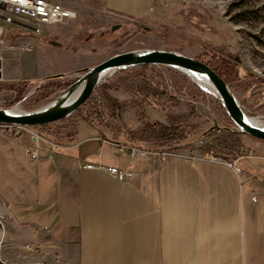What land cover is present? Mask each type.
Here are the masks:
<instances>
[{
  "label": "crops",
  "instance_id": "0c3cea01",
  "mask_svg": "<svg viewBox=\"0 0 264 264\" xmlns=\"http://www.w3.org/2000/svg\"><path fill=\"white\" fill-rule=\"evenodd\" d=\"M84 1L126 21L142 18L159 4ZM133 110L121 109V118L138 127ZM166 113L145 110L148 119L160 122ZM78 126L82 136L63 138L55 149L42 135L24 131L28 141L19 142L40 149L36 160L23 148L0 156L3 263L264 264V141L250 144L252 169L239 166L242 158L227 162L175 155L185 154L186 147L149 152L134 161L132 179L118 181L107 170L83 165L125 169L127 155L98 138L86 122Z\"/></svg>",
  "mask_w": 264,
  "mask_h": 264
},
{
  "label": "rangeland",
  "instance_id": "374dc122",
  "mask_svg": "<svg viewBox=\"0 0 264 264\" xmlns=\"http://www.w3.org/2000/svg\"><path fill=\"white\" fill-rule=\"evenodd\" d=\"M63 1L74 10L75 16L47 26L40 35L18 31L11 25L2 26L4 23L0 20V56L4 66L3 69L1 67L0 107L31 111L45 106L87 67L114 53L136 48L170 49L196 58L199 55L209 58L218 56L227 61L230 69L225 68L224 75H221L216 64L213 68L229 83L234 93V88L242 89L239 86L240 79L247 82L250 92L261 83L264 88V0H159V4L149 14L136 21L110 18L97 12L84 0ZM23 43L30 44L31 49L18 50ZM9 46L16 48L9 50ZM149 66L147 69L132 68L126 72L120 70L106 76L92 95L98 101L104 95L116 97L120 100L121 109L133 110L134 103L123 88L135 83L145 92L152 93L154 88L144 82L140 75L156 72L177 96V99L172 100L170 110L161 116V119H165L164 123L180 124L194 133H200L208 127L230 128L240 142L239 147H234L235 150L230 151L223 144L230 146L232 143L222 129L203 139L225 161L233 162L242 158L239 166L244 168L247 165L252 169V158L247 157H252L250 144L257 140L235 132L236 126L226 114L220 100L182 71L167 66ZM48 72L58 77L57 83L54 89L50 88L52 92L41 94L37 87L51 78L47 76ZM18 81L28 82L21 88L7 86ZM19 89L24 91L21 93ZM262 91L264 93V89ZM240 96L236 97L247 115L264 118V102L255 106L247 95ZM92 104H88L83 111L91 110ZM83 105L70 117L78 113ZM145 110L146 108L143 114ZM81 117L80 114L76 115L71 123L81 120ZM64 124L58 121L49 126L59 132ZM3 127L0 126V156L8 153L9 148L12 152L22 150V143L19 141L27 143L28 138L24 133L27 129H31L37 136L41 135L36 131L37 127H24L20 136L7 131L8 134L5 132L7 128ZM125 130L145 147L156 145L164 139L162 129L154 130L150 124L144 127L128 124L125 125ZM83 132L82 129L79 130L78 135L82 136ZM198 144L187 147L188 150L182 153L187 154L193 149H200L202 152ZM123 152L130 161L128 153ZM139 159L132 160V166ZM262 173L261 176L264 177ZM0 221V232L3 233L6 229V217L1 209ZM3 244L1 237L0 247Z\"/></svg>",
  "mask_w": 264,
  "mask_h": 264
},
{
  "label": "trees",
  "instance_id": "16d2710c",
  "mask_svg": "<svg viewBox=\"0 0 264 264\" xmlns=\"http://www.w3.org/2000/svg\"><path fill=\"white\" fill-rule=\"evenodd\" d=\"M197 58L204 61L205 63H208L212 67H215L214 64H216V69H218L221 75H224L223 72L225 68L230 69L228 68L229 66L227 61L221 60L218 56L209 58L206 57V55H199L197 56ZM149 67V65H138L122 70V72L129 71L132 68L147 69ZM140 76V78L144 82L154 88V91L152 93L145 92L139 84L135 83H133L129 87L123 88V91L130 98L131 102L134 103L133 108L135 115L139 121V126L144 127L150 124L154 130L162 129L164 139L158 144L151 147H145L142 142L140 143L136 138L129 135V133L125 130V125L121 118L120 100L116 97H108L106 95H104L100 101L96 99L95 95H92L89 100L84 103L83 108L79 110V112L76 113L72 118H64L60 121L65 124L64 126H62L59 132L53 130L49 125L37 127L36 131L40 133L45 139L56 144H61L63 138H67L68 136L73 135L75 136L80 130V127L78 126L79 121H84L90 127H92L93 133L102 140H106L115 144H128L132 147L140 148L148 152L162 154L163 152H173L182 148L189 147L197 143L200 139L209 137L212 134L216 133L218 129H222L226 132L227 137L230 138L232 143L230 146H228V144L226 143H223L225 147L228 148V150L232 151L235 150L234 147L240 146L237 135L235 133H232L230 128L208 127L207 129L200 131V133H194L190 129H187L180 124H170L160 121L150 122L145 114H143V110L145 108L167 112L171 108L172 100L177 99V96L175 93H172L169 90L167 86L168 84L166 85V83L158 73L150 71L148 74L143 73ZM57 78V76H53L49 78L45 84L39 85L37 87L38 92H41V94H49L50 92H52L50 91V88L54 89L57 83ZM238 81L239 86H241L242 89L238 90L237 88H234L237 97H241V94L247 95L248 98H250V100L254 102L255 106H258L264 102V93L262 91V89L264 88L262 83L259 84L258 87H254L253 91L250 92L245 80L240 79ZM26 82L28 81L12 82L7 86L10 88H21L26 85ZM19 90L21 91V93L24 91L23 89ZM254 92L257 93L254 94ZM91 103H93L92 109L83 111V109H87L86 106ZM79 114L82 116V119L75 123H71V121H73V118L76 115L78 116ZM20 135L21 133H19L18 136ZM256 140L261 141L258 139ZM203 148L205 149V151L211 150V146L208 144H206ZM235 152H237V150ZM0 264H3L1 260Z\"/></svg>",
  "mask_w": 264,
  "mask_h": 264
},
{
  "label": "water",
  "instance_id": "95a60500",
  "mask_svg": "<svg viewBox=\"0 0 264 264\" xmlns=\"http://www.w3.org/2000/svg\"><path fill=\"white\" fill-rule=\"evenodd\" d=\"M138 65L167 66L184 73L192 72L205 76L211 82L226 114L236 126L235 132L264 141V128L252 125L246 120V113L231 86L213 67L196 57L164 48H136L114 53L101 62L87 67L45 106L31 111L0 107V125L42 127L61 121L77 112L104 82L101 79L104 72L111 70L113 74ZM79 86L82 87L77 90Z\"/></svg>",
  "mask_w": 264,
  "mask_h": 264
},
{
  "label": "built area",
  "instance_id": "2783aa9c",
  "mask_svg": "<svg viewBox=\"0 0 264 264\" xmlns=\"http://www.w3.org/2000/svg\"><path fill=\"white\" fill-rule=\"evenodd\" d=\"M75 16V12L71 9L67 3L63 0H0V20L4 23L2 26L11 25L15 27L16 30L21 32L32 33L35 35H40L43 32V29L47 26L54 25L60 22H64ZM1 28V25H0ZM1 33V30H0ZM16 47L9 46L7 49L14 50ZM31 49L30 44L23 43L19 45L18 50L20 51H29ZM1 60V56H0ZM4 126V129L8 131L10 134L19 135L21 129H25L24 127H15V126ZM18 130V132H16ZM31 133L32 136L38 138V136L31 131V129H27ZM34 133V134H33ZM46 143L50 146L51 149L57 148L58 145L49 140H45ZM197 143H199L198 147L200 149L190 150L187 154L176 153L177 156L187 157L189 159H209L212 161L224 160L223 158L217 156L212 150L205 151L203 148L207 143L204 139H200ZM118 150L120 152H127L130 157L129 164L125 169H120L114 166L105 167L102 165H94L92 163H85L83 167L92 168L98 167L104 170H107L113 177H115L118 181H125L132 179L135 176V172L132 169L131 161L134 159H139L146 154L148 151H145L140 148L132 147L128 144H116ZM25 155L31 159L36 160L40 157V149L31 145H26L24 148ZM164 153V152H163ZM168 155V154H167ZM51 157V156H50ZM230 164V163H229ZM264 176V171L262 173ZM2 225V222L0 221ZM2 233L0 232V244H1ZM37 245H26L28 249H34ZM3 263V261H2ZM7 264V263H3ZM19 264V263H16ZM23 264H45L42 261H34V262H26Z\"/></svg>",
  "mask_w": 264,
  "mask_h": 264
},
{
  "label": "bare ground",
  "instance_id": "6f19581e",
  "mask_svg": "<svg viewBox=\"0 0 264 264\" xmlns=\"http://www.w3.org/2000/svg\"><path fill=\"white\" fill-rule=\"evenodd\" d=\"M110 74H111V70L104 72L102 74V78L101 79H104L106 76H108ZM186 74H188L189 77L193 81H195L197 84H199V86H202L205 90L209 91L210 94L217 96V93L215 92V90H214L211 82L208 80V78H206L203 75L192 73V72H186ZM81 87L82 86H79L77 90H79ZM13 109H15V108H13ZM245 115H246V120L250 124L264 128V118L263 119H259L258 117H253V116L250 117L247 114H245ZM257 116H261V115H257Z\"/></svg>",
  "mask_w": 264,
  "mask_h": 264
}]
</instances>
